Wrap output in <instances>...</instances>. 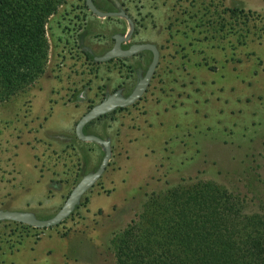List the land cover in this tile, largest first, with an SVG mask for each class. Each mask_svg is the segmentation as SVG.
<instances>
[{
    "label": "rangeland",
    "instance_id": "obj_1",
    "mask_svg": "<svg viewBox=\"0 0 264 264\" xmlns=\"http://www.w3.org/2000/svg\"><path fill=\"white\" fill-rule=\"evenodd\" d=\"M93 1L108 15L61 0L45 21L44 64L0 102V210L50 218L98 169L105 146L79 138L76 122L127 98L152 62L149 50L104 57L117 40L122 51L156 45V66L138 99L84 125L110 156L66 218L0 220V264H119L115 240L145 205L197 180L264 216V0H212L210 11L192 0ZM237 2L242 12H229Z\"/></svg>",
    "mask_w": 264,
    "mask_h": 264
},
{
    "label": "trees",
    "instance_id": "obj_2",
    "mask_svg": "<svg viewBox=\"0 0 264 264\" xmlns=\"http://www.w3.org/2000/svg\"><path fill=\"white\" fill-rule=\"evenodd\" d=\"M60 2L0 0V102L44 64L45 21ZM142 213L115 240L119 264H264V216L212 181L177 186Z\"/></svg>",
    "mask_w": 264,
    "mask_h": 264
},
{
    "label": "water",
    "instance_id": "obj_3",
    "mask_svg": "<svg viewBox=\"0 0 264 264\" xmlns=\"http://www.w3.org/2000/svg\"><path fill=\"white\" fill-rule=\"evenodd\" d=\"M85 3L88 9L92 13L98 16L108 15L107 13H104L100 11L99 9H97L93 3V0H85ZM118 43L119 41L117 40L115 46L109 52H107L104 57H109L112 55L128 56L138 50L150 49L153 52V59L147 71L145 72L144 76L141 78V80H139L136 88L127 98L111 96L108 99L90 108L76 122L75 133L79 138L83 140H87V141H95L98 143H103L105 146V155L98 169L92 173L85 175L73 187V189L68 194L62 206L52 217L47 218V219H37L32 213L27 212V211L0 210V220L8 219V220L32 225L34 227H50V226L56 225L57 223L62 221L64 218H66L71 213L74 206L78 202L79 198L95 183V181L103 173V171L105 170L107 166L109 156H110L109 144L108 142L102 140L101 138L97 136L85 135L83 133V127L90 120L96 117H99L100 115L112 110L114 107L126 106V105L133 103L136 99H138L143 93V91L145 90L146 85L148 84V81L156 66L157 57H158L157 49L150 43L132 45L129 49L124 50V51L118 49L117 47Z\"/></svg>",
    "mask_w": 264,
    "mask_h": 264
},
{
    "label": "flooded vegetation",
    "instance_id": "obj_4",
    "mask_svg": "<svg viewBox=\"0 0 264 264\" xmlns=\"http://www.w3.org/2000/svg\"><path fill=\"white\" fill-rule=\"evenodd\" d=\"M85 1V0H84ZM93 3H94V1H93ZM211 3H212V0H192V2H191V4H192V6L194 7V6H197V7H199V6H201L202 8L203 7H207V9H208V11H210V9H211ZM240 3V4H239ZM86 4V3H85ZM147 5H149V6H152V8L154 7V6H156L157 5V3H155L154 2V0H149V2H147L146 3ZM164 3L162 2V5H163ZM95 5V4H94ZM87 6V5H86ZM96 7V6H95ZM97 8V7H96ZM228 9H230V8H233L232 6H229V7H227ZM236 10H242V3L241 2H237L236 3ZM98 9V8H97ZM201 9V8H200ZM101 11V10H100ZM105 13V12H104ZM108 14V13H107ZM141 29H144V27H142ZM120 42V41H119ZM143 44V43H142ZM150 44H152V43H150ZM115 45V44H114ZM155 48H156V45H154V44H152ZM131 46V45H130ZM142 50H149V51H151L150 49H142ZM142 50H138V51H136V52H134L135 54L137 53V52H140V51H142ZM151 53H152V59H153V52L151 51Z\"/></svg>",
    "mask_w": 264,
    "mask_h": 264
}]
</instances>
